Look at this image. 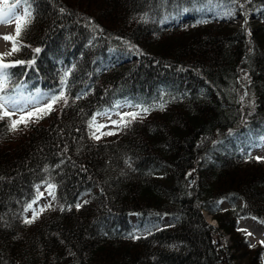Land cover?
I'll return each instance as SVG.
<instances>
[{"label":"trees","instance_id":"obj_1","mask_svg":"<svg viewBox=\"0 0 264 264\" xmlns=\"http://www.w3.org/2000/svg\"><path fill=\"white\" fill-rule=\"evenodd\" d=\"M23 4L9 84L64 86L67 103L17 131L0 120V264H264L239 227L264 224V160L247 155L264 136V0ZM123 103L147 114L94 138ZM44 186L54 202L27 223Z\"/></svg>","mask_w":264,"mask_h":264},{"label":"snow or ice","instance_id":"obj_2","mask_svg":"<svg viewBox=\"0 0 264 264\" xmlns=\"http://www.w3.org/2000/svg\"><path fill=\"white\" fill-rule=\"evenodd\" d=\"M23 3H27V0H23ZM20 5L16 4L13 5L10 8H0V23L2 24H9L12 22V20H16V27H15V35H5L3 39L5 41H9L12 44L11 52H6L3 54H0V92L4 90V88L7 86V82L10 78V74L7 71L9 68L14 67L17 64H23L25 63L23 60H15V61H7L6 57L13 55L17 53L20 48L24 47L22 43L19 42V38L21 36L22 31L24 28L31 22V11L28 8H24L23 15L18 16L16 15V9L19 8ZM36 53H39L41 50L39 48H36L34 50ZM34 61H30L29 63H33ZM66 83V77L65 80L62 81V84ZM79 97H77L78 99ZM47 99L50 101L44 105V107L38 109L37 111H26L29 105H35L39 103L38 100L33 98H24L21 96V98H11L8 96H0V120H7L8 121V129L9 131H17L19 130V126L21 124H24L25 126L29 122L30 119H41L43 118V115L49 114L53 110V106L58 103L59 101L63 100L65 103H67L66 95L63 91H61L58 95H51L47 97ZM116 107H120L119 104L116 105ZM162 108L163 105H160ZM11 109V111L9 110ZM142 111L147 112L148 109L144 108ZM16 112L25 113L26 115H21L19 119H13L12 117ZM106 114V113H105ZM126 116L130 117L131 119H135L139 113L138 112H129L125 114ZM121 122H124V126H127L128 121H124V116L121 117V121H113L114 124L119 125ZM90 127H95V131L93 132V137L96 139H99L100 136L97 135V133H101V130L103 127H106L104 125H96L95 117L89 122ZM102 135H114L113 132H102ZM257 159H260L259 157ZM51 188H54V186H50ZM51 194V192H50ZM31 207V205H29ZM80 205H77V208H79ZM35 219V217H33ZM27 223H31L32 221H26ZM251 235V233H249ZM261 245H264V241L260 242Z\"/></svg>","mask_w":264,"mask_h":264},{"label":"rangeland","instance_id":"obj_3","mask_svg":"<svg viewBox=\"0 0 264 264\" xmlns=\"http://www.w3.org/2000/svg\"><path fill=\"white\" fill-rule=\"evenodd\" d=\"M8 0H0V4L2 5V2H7ZM0 5V8H2ZM9 8V7H8ZM23 10L24 7L22 5H20L19 8L16 9V15L21 16L23 15ZM254 19V14L253 13H249V15L246 18V22H253ZM16 20H12V22H14ZM11 22V23H12ZM231 25L235 26L238 23L240 24H244V21L240 20L239 18L235 17L234 19L230 20ZM10 24V23H9ZM9 24H2L0 23V30H4L3 32H0V54L6 53V52H11L12 49V44L9 41H5L3 39V37L5 35H15V29L14 27L11 29V31H9L8 29H10L11 27H9ZM11 56V55H10ZM8 56V57H10ZM6 57V58H8ZM19 93L15 96L11 95L9 96L8 94H6L5 92H0V96H8L11 98H33L39 101V103L35 104V105H29L28 108L26 109V111H37L38 109L44 107V105L48 102H50L47 97H49L48 94H43L41 93L39 96L34 97L32 95H27L24 96V93H22L21 91H23L21 88L18 89ZM138 105V104H136ZM121 110L118 108L115 109V111H109L106 112V114H101L97 120H96V125H104L106 127H103L101 130L102 132H113V133H117L119 132L122 127L124 126V122H121L119 125L114 124L113 121H121V117L124 116V121H127L128 116H126V113L129 112H138L139 115L138 116H145V114H147L146 112L142 111V109H144V107L142 106L141 108L135 106V105H131V104H123L120 105ZM146 108V107H145ZM148 109V108H147ZM11 111V109H9ZM21 115H26L25 113H21V112H16L14 114V119H18ZM101 133H97V135L100 136V138H104V137H110V136H114V135H102ZM264 151L262 152L263 155ZM51 192V194H50ZM38 197L35 198L34 203L31 206V212H30V218L33 219V217H37L38 215H40L41 213L44 212V210H46L50 205H51V201L54 198V192L53 190L48 187V186H44L43 188H40V190L38 191ZM224 207H226V205H223ZM204 217L205 220L211 224H217L215 219L212 217V215L210 213H208L207 211H204ZM169 218H165V222H168ZM134 222V221H133ZM245 230L248 231V240L253 244H257L259 243V241H264V233L262 231V226L258 225L255 221H250V220H246V219H242L241 223H240ZM151 229V226H145L142 230L140 229V232H145L147 230ZM249 233H251V235H249Z\"/></svg>","mask_w":264,"mask_h":264},{"label":"bare ground","instance_id":"obj_4","mask_svg":"<svg viewBox=\"0 0 264 264\" xmlns=\"http://www.w3.org/2000/svg\"><path fill=\"white\" fill-rule=\"evenodd\" d=\"M16 23H17V21H14V22H12V23H10L9 24V27H11L10 29H8L9 31H11V29L14 27V29H15V27H16ZM4 30H0V32H3ZM1 50V49H0Z\"/></svg>","mask_w":264,"mask_h":264},{"label":"water","instance_id":"obj_5","mask_svg":"<svg viewBox=\"0 0 264 264\" xmlns=\"http://www.w3.org/2000/svg\"><path fill=\"white\" fill-rule=\"evenodd\" d=\"M190 181H191V179H190Z\"/></svg>","mask_w":264,"mask_h":264}]
</instances>
